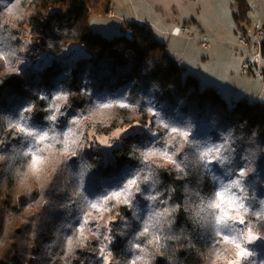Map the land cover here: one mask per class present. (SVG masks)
<instances>
[{
	"label": "trees",
	"instance_id": "1",
	"mask_svg": "<svg viewBox=\"0 0 264 264\" xmlns=\"http://www.w3.org/2000/svg\"><path fill=\"white\" fill-rule=\"evenodd\" d=\"M112 5L0 0V264H141V250L151 264H228L246 246L256 262L242 264H264V101L203 88L141 23L94 33L90 14ZM238 5L244 31L250 6ZM73 48L86 55L70 65ZM262 60L264 70V44ZM124 129L133 132L107 160L92 136ZM54 156L43 188L37 170ZM37 186L61 202H43L32 228L6 224L3 209L17 217ZM82 207L91 235L76 219ZM48 217L52 228L40 225ZM71 223L78 232L62 242ZM246 232L260 242L247 245Z\"/></svg>",
	"mask_w": 264,
	"mask_h": 264
},
{
	"label": "rangeland",
	"instance_id": "2",
	"mask_svg": "<svg viewBox=\"0 0 264 264\" xmlns=\"http://www.w3.org/2000/svg\"><path fill=\"white\" fill-rule=\"evenodd\" d=\"M247 2L250 6L248 18L250 16L253 19L251 18L250 20L249 18L250 21L247 20L243 24L245 28L244 31L239 32H237L238 26L235 21V15L239 10L238 0H112V4H115V8L118 9V15L116 17L111 16V11H114L113 7H111L109 15L92 12L89 17V24L94 33L101 34L106 38H114L122 34L128 35L119 28V26L123 25V27H125V24H127L125 23L126 20H123L121 16L129 18L130 13L135 10L141 13V16L148 17V15H152L165 24L174 22L175 24H172L171 27L177 25L183 28L186 26L190 31V36H195V39H189L183 35L180 38L172 37L171 42L173 43H171L170 46L174 53L173 56L181 66H185L188 74L195 76L200 81L203 88H213L224 97V91L227 89V93H232L228 84L233 83L239 85L240 82L241 89H239V93L245 92L247 87H252L253 91H251L252 94L249 100L251 99V101H254V99H258L256 101H264V81L258 78V80H255L253 85H251V83L245 81V78H249L250 76L251 80H253L252 77L254 75L245 76L241 71L240 74L238 73V70L241 69L242 62L246 58L248 59L252 56L251 50L244 49L240 46V34L246 32V28L249 29L251 27V23L249 22L256 21L257 19L264 21L261 18V16L264 15V0H247ZM153 23L157 27H154V30L160 29L161 31H165L163 28L161 29L158 27V25L161 24L158 22ZM6 24H9V19L6 21ZM157 34L159 35L158 32ZM202 35L206 37L200 38ZM154 37L157 39L159 38L156 35H154ZM203 38H207V42L210 44L209 49L203 48ZM69 53L72 54H69L70 58L66 63L70 65L75 64L79 56L86 55L85 52L78 48H73ZM240 57H243L244 60L239 64ZM231 77H237L236 79L239 82L236 79H231ZM230 86L232 87V85ZM226 100L231 102L232 97L229 96ZM138 129L140 128L136 127L134 131ZM130 132L133 131L124 129L110 136H92V142L95 145L101 146L106 153L105 156L107 160H110L112 150L119 145L121 138L128 135ZM175 157V155H168L166 160L168 163L177 166ZM56 161L57 156H54L52 161H47V165L43 164L42 172L37 170V173H41L40 180L43 183V188L46 187L51 178L50 170H53L52 167L55 168ZM34 190L39 193V198L29 203L24 201L25 204L17 209V217H14L8 210L3 209L2 212L6 219L4 221L6 224L11 223L14 219H18L20 226L32 228V218L39 214L42 203L52 202L53 199L56 198V194L52 192L51 189L45 190L37 186ZM22 194L23 192H20L16 196L17 202H22ZM64 194L66 197L73 196L70 190H65ZM43 195L47 196V198ZM72 200L73 202H81L77 197H73ZM55 202H61V199L56 198ZM77 218H80L82 221V228L80 229L82 234L91 235L96 232L95 225L88 220L90 218L88 209L82 207L78 211L76 219ZM112 220H114V218H110L109 222ZM56 221V219H50L48 217L44 220V223L40 225L42 227L47 226L52 228L55 226ZM59 228L62 232V242L68 241L78 232L76 224L74 223H71L67 227ZM246 242L247 245L249 243L255 244L259 243L260 239L254 233L246 232ZM105 247H107V245H105ZM244 250H246L249 255L242 258L239 253ZM31 258L33 259L32 261L36 259L35 256ZM244 261H250V263L256 262V256L252 258V252L247 246L239 248L238 256L234 257L232 262L230 260L228 264H242ZM17 262V258L11 261L13 264ZM139 262L141 264H151L152 258L147 251L141 250Z\"/></svg>",
	"mask_w": 264,
	"mask_h": 264
},
{
	"label": "built area",
	"instance_id": "3",
	"mask_svg": "<svg viewBox=\"0 0 264 264\" xmlns=\"http://www.w3.org/2000/svg\"><path fill=\"white\" fill-rule=\"evenodd\" d=\"M111 16H115V12L111 11ZM120 30L123 25L119 26ZM129 34H132L131 30H128ZM170 35L175 37L185 36L189 39H195V36L191 35L188 27L174 28ZM202 46L205 49L210 48V44L207 42V38L203 39ZM239 44L244 49L251 50L252 56L248 58L241 64V73L245 76L254 75L260 80L264 81V70H263V60H262V47L264 44V21L257 19L256 21H251L250 29L246 30L243 34H240Z\"/></svg>",
	"mask_w": 264,
	"mask_h": 264
},
{
	"label": "crops",
	"instance_id": "4",
	"mask_svg": "<svg viewBox=\"0 0 264 264\" xmlns=\"http://www.w3.org/2000/svg\"><path fill=\"white\" fill-rule=\"evenodd\" d=\"M122 3V2H121ZM122 5H123V3H122ZM112 7H113V9H114V12H115V16L114 17H116L117 15H118V9L117 8H115V4H113L112 5ZM260 16V15H259ZM121 18L123 19V20H126V22L125 23H128V22H138V23H141L142 25H145L147 28H149V29H151V31L153 32V34L154 35H156V36H158L159 38L157 39V40H159L160 42H162V43H165L167 46H168V50H169V53L173 56L174 55V53L172 52V49H171V46H170V44L171 43H173V42H171V38L173 37V38H180V37H175V36H172V35H170L168 32H171L174 28H177L178 26L177 25H175L174 27H171L172 26V24H175L174 22H168V24H165L163 21H159V19L157 20L156 18H154L152 15H148V17L146 16V17H144L143 15L141 16V13H139V12H137V11H133L132 13H130V17L129 18H125V17H123V16H121ZM249 18H250V20H251V18L252 17H250L249 16ZM261 18L264 20V15L263 16H261ZM253 19V18H252ZM249 20V21H250ZM153 22H158L159 24H163L162 26L161 25H158V27H160L161 29L163 28L165 31H161L160 29H158V30H154V27L155 28H157L156 27V25L153 23ZM249 23H251V22H249ZM184 27H186V26H184ZM178 28H180V27H178ZM250 29V28H249ZM248 29V30H249ZM246 30H247V28H246ZM240 30H239V28L237 29V32H239ZM157 32L159 33V35L157 34ZM190 32V31H189ZM185 37V36H184ZM202 37H206L205 35H202L200 38H202ZM204 39V38H203ZM176 54H178V53H176ZM244 60V58L243 57H240V60H239V64H240V62H242ZM247 60V58L244 60V61H246ZM243 61V62H244ZM242 62V63H243ZM239 64H238V66H239ZM184 66V65H183ZM184 68H185V66H184ZM238 73L240 74V70H238ZM251 76H253V75H251ZM237 77H231V79H236ZM240 79V78H239ZM247 79V80H246ZM252 79L253 80H251V77L249 76V78H245V81H248L249 83H251V85H253V83L255 82V80H258V78H255L254 76L252 77ZM237 80V79H236ZM238 81V80H237ZM260 81V80H259ZM239 82V81H238ZM229 85V89L232 91V93H227V90L226 91H224V95H225V97L226 98H229V96H231L232 97V101H237V100H241V99H249V97L251 96V94H252V92L251 91H253V88L252 87H250V88H248L247 87V89L245 90V92L243 91V93H239V89H241V84H240V82H239V85H236V84H233V83H230V84H228ZM230 85H232V87L230 86ZM243 90V89H242ZM262 91V90H261ZM260 91V92H261ZM221 94V93H220ZM222 95V94H221ZM224 97V96H223ZM251 100V99H250ZM256 100H258V99H254V101L253 102H255Z\"/></svg>",
	"mask_w": 264,
	"mask_h": 264
},
{
	"label": "snow or ice",
	"instance_id": "5",
	"mask_svg": "<svg viewBox=\"0 0 264 264\" xmlns=\"http://www.w3.org/2000/svg\"><path fill=\"white\" fill-rule=\"evenodd\" d=\"M241 175H243V172L241 173ZM220 195H221V201H220V203H216L214 205V207L217 208V209H219L221 207V204L224 203L223 198H222L223 197V194L221 193ZM209 206L211 207L212 205H209ZM231 219H232V217L227 216V213H225L224 216H220L219 217L218 223L225 224L226 225L227 222H228V220H231ZM239 223L243 224L245 222L243 220H240ZM237 247H239V244H237ZM239 255L243 258V257L249 255V253L246 250H244V251H241L239 253Z\"/></svg>",
	"mask_w": 264,
	"mask_h": 264
}]
</instances>
